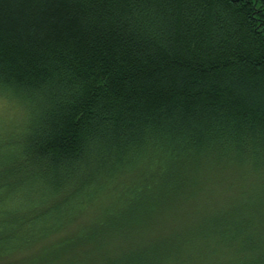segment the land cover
Listing matches in <instances>:
<instances>
[{"label": "trees", "instance_id": "1", "mask_svg": "<svg viewBox=\"0 0 264 264\" xmlns=\"http://www.w3.org/2000/svg\"><path fill=\"white\" fill-rule=\"evenodd\" d=\"M36 94L0 264H264V0H0V95Z\"/></svg>", "mask_w": 264, "mask_h": 264}, {"label": "clouds", "instance_id": "2", "mask_svg": "<svg viewBox=\"0 0 264 264\" xmlns=\"http://www.w3.org/2000/svg\"><path fill=\"white\" fill-rule=\"evenodd\" d=\"M49 101L42 95L36 94L30 98H24L17 104H9L0 95V144L5 143L9 135L18 139L32 134V130L38 127L40 118L43 116ZM15 109V120L6 119L5 109ZM14 151V150H13ZM7 155V152H0V156Z\"/></svg>", "mask_w": 264, "mask_h": 264}, {"label": "rangeland", "instance_id": "3", "mask_svg": "<svg viewBox=\"0 0 264 264\" xmlns=\"http://www.w3.org/2000/svg\"><path fill=\"white\" fill-rule=\"evenodd\" d=\"M11 110H9L8 108L5 109V115L6 117L8 116L9 113H13V112H10Z\"/></svg>", "mask_w": 264, "mask_h": 264}]
</instances>
